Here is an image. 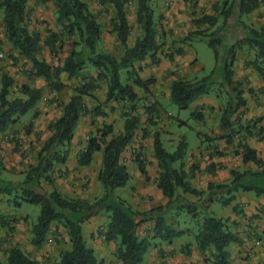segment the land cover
<instances>
[{"label":"trees","instance_id":"trees-1","mask_svg":"<svg viewBox=\"0 0 264 264\" xmlns=\"http://www.w3.org/2000/svg\"><path fill=\"white\" fill-rule=\"evenodd\" d=\"M29 0H0V10L3 12V27L6 41L11 51L30 61L33 65L32 75L42 77L51 91L61 92L66 88L62 82V74L70 79H80L74 95L68 103L58 104L63 108L62 115L49 126L50 137L45 141L39 153L38 161L27 171L23 182L12 183L0 181V195L13 198L17 207L26 202L41 207L37 222L30 230V243L40 249L46 245L53 228H63L66 234V247L59 253L53 264H103L96 256L93 248L86 244L84 225L100 214L107 217L104 232L105 242L116 245V257L122 264H143L146 255L158 244H172L184 237H192L199 252L207 264H229L231 257L230 246L241 244L237 232H234L229 220L217 217L211 211L213 203H221L229 207L240 192H254L257 197L264 196V170L258 173L240 172L233 170L232 181L225 183H210L207 190H200L189 182L190 174L184 169L185 156L188 150L186 137L180 140L177 149L170 152L162 140V132L153 135V156L159 170L158 188L168 200L164 206L143 211L127 199L117 195V190L128 186L131 175L122 162L123 153L135 141L140 129L141 116L138 113L139 98L136 88L148 91V86L154 80H142L133 71L134 85L123 82L122 72L132 69L135 63L151 58L158 62V53L164 44L159 41V31L154 18L152 0H135L137 24L141 36L133 47L128 46L131 26L128 21L127 7L129 0H100V4L112 6L115 17L112 20L118 42L124 49L121 58L107 53L102 46L103 26L88 3L83 0H38L46 4L53 1L57 8V21L62 27V34L52 33L48 44L56 54V44L67 36L73 40V50L62 67L41 60L42 39L39 33L29 29L27 23V4ZM191 1L193 0H185ZM264 0H224L216 7V15H205L195 21L197 25L207 24L211 31L199 30L191 33V37H201L208 40L213 49L217 63L221 58V47L228 38V27L241 26L242 36L228 51L229 58L223 63L221 88L228 90V99L222 111L221 127L230 129L232 118L247 102L243 91L233 80L236 47L247 44L255 56L247 63L264 81V27L255 29L242 21L245 15L259 9ZM237 15V16H236ZM233 18L232 22L231 19ZM222 21V23H220ZM182 53L181 50L178 51ZM14 58V55H10ZM173 61L172 55H168ZM218 67L203 79L176 80L170 87V99L181 110H188L201 96L208 95L216 83ZM88 69H95L94 77ZM101 84L107 89L106 103L122 102L125 104V123L122 132L115 134L113 125L91 133L87 146L78 155L79 167H88L94 162L96 154L102 155V165L98 173V183L102 195L89 200L82 197L64 195L56 185L55 171L64 165L69 157L70 145L75 136L81 117L87 113L86 98H97L94 93L100 90ZM14 80L7 75L0 79V132L6 133L20 118L33 110L43 97L42 89H34L28 85L20 88L22 96L12 97ZM57 102V101H53ZM101 103L94 111L96 116L106 117L101 109ZM149 121L157 122L165 116L162 109L153 104L146 107ZM37 116V114L35 115ZM193 117L202 120L199 110L193 112ZM31 125L27 132L31 131ZM146 132V131H145ZM261 134L264 130H260ZM146 133L144 134V137ZM231 135L230 137H233ZM241 135L237 134L236 138ZM238 138V139H239ZM19 143V141H18ZM20 144V143H19ZM244 163L252 162L263 168L264 161L257 155L256 150L242 145ZM143 153H138L134 161L138 164L143 175H147V163ZM260 180L257 182L256 180ZM43 182L52 186L46 190ZM237 209V207H236ZM243 214L241 211L240 214ZM255 219L264 222V210H259ZM251 218V219H252ZM17 219L6 215L0 216V226L13 230L11 225ZM152 224L149 236L142 238L139 230L146 224ZM254 233V231L252 230ZM60 233V231H58ZM58 233H55L57 240ZM68 239V240H67ZM191 245L185 246L190 249ZM5 262L0 264H43L34 260L19 246L7 251Z\"/></svg>","mask_w":264,"mask_h":264},{"label":"crops","instance_id":"crops-1","mask_svg":"<svg viewBox=\"0 0 264 264\" xmlns=\"http://www.w3.org/2000/svg\"><path fill=\"white\" fill-rule=\"evenodd\" d=\"M83 1L89 4L91 11L97 15L103 26L101 39L103 49L107 53L121 58L124 54V49L118 42L117 33L112 26V20L115 17L113 7L100 4V0ZM129 1L130 4L127 7V11H129L128 21L131 26V35L128 40V46L133 47L141 36V29L137 24L136 2L135 0ZM169 1L172 2H167L161 8H157L158 3H152L155 22L159 31V41L164 44L158 53V62L148 58L145 61L135 63L132 69L123 71L121 75L123 82L129 85H134V77L132 78L133 74H130V71L135 72L144 81L154 80L148 86V91L136 88L140 100L138 113L141 117L148 115L147 112V115L145 114L144 111L146 109H143V107H151L153 104H157L162 109L165 117L167 116L168 113L165 110L164 101H171L170 87L172 82L179 79L190 81L188 67L192 65L200 66L198 59H196V53L191 48L192 41L196 37H191L188 40L187 37L191 33L210 28L207 24L197 25L195 21L199 18L198 14L194 15V13H199L202 8H207V15H215L211 8L213 4L216 5L220 0ZM168 3L171 4V8L167 5ZM26 18L29 29L39 33L42 39V50L39 58L54 66L62 67L73 50V40L67 36L61 38L62 42L56 44V54L53 53L51 45L47 43L52 33L62 34V27L57 21L55 3L49 1L43 4L38 0H29ZM242 21L255 29L264 27V2H262L259 9L249 15H245ZM231 27L233 28L232 25ZM236 36L243 38L241 31H233L228 40L231 37L235 39ZM239 49L241 50H238V52L240 51L239 54L238 52L236 53L233 67V80L240 85L239 88L243 91L247 104L232 118V127L230 129L221 127L222 111L226 103H221L208 95L201 96L194 103L195 109L203 114L200 125L202 123L204 130L199 138L197 148L189 151L188 145L184 169L190 174L189 182L192 186L200 190H207L210 183H230L233 170L242 173H258L264 170V167L261 168L252 162L244 163L243 161L242 145H247L256 150L258 157L264 161V133L261 134L260 132V130H264V81L251 66L247 65L249 61L254 59V51L247 44L241 45ZM0 50V53L4 54V57L0 58V79L4 75L10 76L14 80L13 91L18 92L17 95L19 96H22L19 91L24 85L34 89H42L43 91L41 101L30 111L32 112L30 118L25 120L24 115L6 133L0 132V181L16 184L23 182L27 171L37 163L39 153L45 141L51 135L49 126L62 115L63 108L58 104L69 102L74 95V89L81 83V78L78 80L70 79L67 74H62V82L66 85V88L57 93L50 90L44 78L32 75V63L21 58L18 53L11 51V46L6 41L3 12L1 10ZM179 50L182 51L181 54L178 53ZM11 54L14 55V58L10 56ZM168 55H172L174 60H169ZM88 73L94 77L97 76L95 69L88 70ZM94 95L97 98H86L84 100L88 111L78 123L75 136L70 145L67 162L57 167L54 174L58 189L64 195L70 197L80 196L81 184L88 182L90 177H93L90 174L91 171H97L95 180L98 179V173L102 165V155L96 154L94 162L88 167H79L77 163L78 155L86 148L87 140L91 133L103 128L104 125L110 124L115 127L113 124L115 117H113L112 112L114 111L116 116L121 106L124 105L122 102L106 103L107 89L105 86H102ZM99 103H101V109L106 113V117L94 114ZM36 114L37 116H35ZM30 125L32 126L31 131L27 132V128ZM140 128L144 129L143 127ZM148 130L149 132L154 131L152 133L146 131L145 137L144 133H142L141 138L147 146L146 150L149 152L151 149L153 152V135L157 130L153 128H148ZM238 133L241 135L240 138L238 137L239 139L236 138ZM165 134L162 133V140ZM138 135L139 132L137 131L136 137ZM231 135L234 136L230 137ZM179 143L180 141L178 145ZM164 145L167 150L174 152L173 148L169 149L165 143ZM122 162L127 166L131 179L128 186L117 190V195L127 199L131 204L143 211L164 206L167 203L168 200L157 186L159 170L155 159L152 160V165L156 169L153 171L147 165V175H143L140 172L138 164L134 161V158L130 157L127 151L123 153ZM4 174L6 178H3ZM256 181L259 182L260 180ZM138 184L141 185V188L132 193V187ZM146 194L149 195L147 196ZM150 195L155 197H153L154 200L151 205H147L146 202ZM88 196L87 193L80 197L87 199ZM236 196V200L229 207H225L221 203H213L211 205V211L217 217L230 221L229 225H232V230L238 233L242 242L241 244L230 246L231 257L229 264H264V253L260 246H257L256 243L250 246L246 242L247 239L243 238L246 234L250 235L249 232H252L254 225L263 226L262 229H264L262 220L250 218L253 214H259V210H264V196L257 197L254 192H240ZM142 199H144V202L141 201ZM241 211L243 214H240ZM5 212L13 215L17 221L11 225L13 230L0 226V240L13 231L16 244L27 242L26 251L29 254L34 253L31 257L39 261L40 250H46L48 244L40 249L31 245L27 228V215L5 207V197L0 195V214ZM101 222V219L95 217L84 225L86 244L95 250L96 256L103 264H113V262L122 264L115 256L116 248L102 240L107 223L106 220ZM59 231L62 233L63 228L59 229ZM51 237H53V233L49 235L48 239ZM64 237H66L65 233ZM187 245H191L189 250L185 249ZM18 246L23 250L21 245ZM252 247L253 250H251ZM161 248L165 251V256H161V253L158 252ZM246 257H248L247 260ZM163 262L165 264H207L204 256L195 245L193 238L189 236H184L172 244H162L155 250H151L146 255L143 264H163Z\"/></svg>","mask_w":264,"mask_h":264},{"label":"rangeland","instance_id":"rangeland-1","mask_svg":"<svg viewBox=\"0 0 264 264\" xmlns=\"http://www.w3.org/2000/svg\"><path fill=\"white\" fill-rule=\"evenodd\" d=\"M215 1V0H212ZM224 0H220L218 1V3L215 5L213 4L212 6V12L213 14H217L215 8L216 7H220L222 5ZM167 2H172L169 0H152V3H158L157 8H161L164 6V4H166ZM212 3V2H211ZM171 8V6H169ZM129 9V8H128ZM156 10V8H155ZM129 13V11H128ZM207 8H202L199 13H194V15L198 14V18H202L203 16L207 15ZM237 16V15H236ZM233 18L231 19L232 22ZM222 23V21L220 22ZM210 29V28H209ZM207 29V30H209ZM205 30L206 32L211 31V29L209 31ZM240 32V30H242L241 26L236 25L235 27H228L226 29V33L228 34V38H230V36L233 34L234 32ZM227 36H225V42L223 44V46L221 47L220 51H221V58H220V62L217 63L216 60V56L215 53L213 51V49L210 47L209 42L207 39L205 38H201V37H196L193 41H192V51H194V53H196V59H198V62L200 64V66H189L188 67V72H189V76L191 78V80H200L203 79L207 76H209L211 74V72L216 68V66L218 67V71L215 77V84L212 86V90L211 92L208 94V96L212 97L213 99L221 102V103H226L225 101H227L228 99V90L222 89L221 88V83L223 82L222 80V73H223V63L224 60L226 58H229L230 55H228V51L229 49L232 47V45L236 44L241 38L240 37H235V39H229L226 38ZM239 46L236 47V53L238 52ZM1 51V50H0ZM240 52V51H239ZM238 52V54H239ZM91 70V69H88ZM88 70L86 72H88ZM102 86H105V84H101ZM101 86V87H102ZM18 92L14 91L12 94V97H17L19 95H17ZM207 96V95H206ZM226 105V104H225ZM164 106H165V110L166 112L169 114H167V116H162L161 118L157 119V122H150L148 115L146 114V110L144 111L145 114L147 116L141 117V123H140V127H146L144 129H139V135L135 138V141L132 145H130L127 148V152L128 154H130L131 158H136L138 153H143L142 157L145 160V162L147 163V165L152 168V170L154 171L156 168H153V162L152 160L154 159L153 156V152L150 149L149 152L147 149V146L145 145V143L143 142L141 135H143L142 133H146L145 131H148V128H153L156 129L157 131H161L163 134H165V136H163V140L164 143L166 144V146L169 149H172L175 151L178 147V142L183 138L186 137L188 144H189V151L194 150L195 148H197V146L199 145V138L201 137V133H203L204 127L201 123L200 125V120L196 119L193 117V112L196 111L195 109V105L193 104L188 110H181L177 105H175L172 101L170 100H166L164 101ZM126 106L125 104L121 106V108L119 109V112H117L116 116L114 111L112 112V114L114 115V121L113 124L115 125L114 127V132L116 134L120 133L123 130L124 127V123H125V112H126ZM116 110V108H114ZM143 109H146V107ZM32 112L28 113L25 115V120L30 118V116ZM140 115V114H139ZM143 119V120H142ZM167 126L168 129H167ZM154 131V130H152ZM152 131H150L149 133H152ZM97 173L96 170L91 171L90 174L93 177H90L88 182H84L83 184H81L80 186V196L81 195H85L88 193V198L89 200H93L94 198L100 197L102 195L101 193V187L100 184L98 183V180H95V174ZM6 175H3V178ZM1 177V176H0ZM43 187L46 190H52V186L46 182H43ZM156 187V186H155ZM141 185H136L135 187H132V193H135L137 191V189H140ZM152 193V192H151ZM147 196L149 194H146ZM79 195L77 197H80ZM153 195L149 196V199L147 200L146 204L151 205V203L153 202ZM152 198V199H151ZM14 197L13 198H9V197H5V207L10 208V209H14L17 210V212L21 213V214H25L27 215V219L28 223H27V228H28V232L30 234V230L32 228V225H34L41 213V207L37 206V205H32L26 202H22V207H17L14 204ZM141 201L144 202V199H142ZM217 206V205H216ZM263 210V209H262ZM1 215H6L8 216L10 219L13 220L14 216L9 214L8 212H5ZM256 214H253L252 216H250V218L254 217ZM97 219H101L102 222L103 220H106L107 223V217L105 214H100L96 217ZM101 222V223H102ZM250 226V225H249ZM263 226H253V232H249L250 235H245L243 238H246L247 241L249 243L250 246H253L254 243H256V241H262V245L260 246V248L263 250L262 252L264 253V229H262ZM151 229H152V224H146L144 226L141 227V229L139 230V234L142 238L149 236L151 233ZM59 231V230H58ZM58 231L56 230V227L53 228V237H51L50 239H48L47 243V248L46 250H40V255L39 257V261L43 264H53L59 257V253L61 251V249L63 247H66V243L67 241L64 238V232L62 231V233H58ZM58 233L57 238H59V240L56 239V235L55 233ZM27 233V232H26ZM241 233V232H239ZM104 235V234H103ZM102 235V236H103ZM102 240L105 241V238L102 237ZM157 243V247L161 246L162 244H158L159 242H155ZM21 245L24 252L29 254L28 251H26V245L27 242H24L23 244H18ZM16 244V239H15V233L13 231H11L10 233L6 234L3 238H1L0 240V263L5 262L6 257H7V251L9 250V248L11 247H15L18 246ZM110 246L116 248V245L114 244H110ZM238 246V245H237ZM241 247V246H239ZM155 248H153L152 250H155ZM111 250V249H110ZM253 250V247L252 249ZM159 253H161V256H165V251L161 248L160 250H158ZM34 253H31L29 255H33ZM116 256V253H115ZM117 258V257H116ZM248 259V257H246V260ZM113 264H116V262ZM163 264H165V262H163Z\"/></svg>","mask_w":264,"mask_h":264},{"label":"built area","instance_id":"built-area-1","mask_svg":"<svg viewBox=\"0 0 264 264\" xmlns=\"http://www.w3.org/2000/svg\"><path fill=\"white\" fill-rule=\"evenodd\" d=\"M167 5L170 6L171 4L168 3ZM3 57H4V54L3 53H0V58L2 59ZM256 245L257 246H261L262 245V241H256Z\"/></svg>","mask_w":264,"mask_h":264}]
</instances>
